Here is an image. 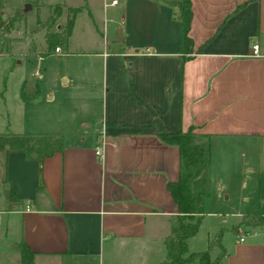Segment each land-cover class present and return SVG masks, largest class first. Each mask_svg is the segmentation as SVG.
<instances>
[{"label":"crops","instance_id":"1","mask_svg":"<svg viewBox=\"0 0 264 264\" xmlns=\"http://www.w3.org/2000/svg\"><path fill=\"white\" fill-rule=\"evenodd\" d=\"M108 2L101 3L104 42L98 52H88L100 57L104 68L99 120L77 132L39 120L28 133L63 136L62 149L39 163L18 151L0 152L1 189L10 186L15 195L10 201L1 193L5 234L28 247L30 264L162 260V239L176 213L165 183L177 175L178 155L175 146L157 139L155 121L166 131L191 126L206 135L198 140L208 146V184L237 189L231 199L223 195L226 204H235L229 213L236 217L233 224L245 204L264 201V0H189L191 50L184 54L176 50L174 5ZM57 4L55 19L67 8ZM70 33L66 52L58 46L55 55L67 53ZM252 43L256 56L249 54ZM86 76L79 89L82 104L88 97ZM239 228L233 225L234 236ZM254 228V235L240 242L235 236L222 246L219 264H264V219Z\"/></svg>","mask_w":264,"mask_h":264},{"label":"rangeland","instance_id":"2","mask_svg":"<svg viewBox=\"0 0 264 264\" xmlns=\"http://www.w3.org/2000/svg\"><path fill=\"white\" fill-rule=\"evenodd\" d=\"M26 3L29 7L23 10ZM55 3L75 7L74 21L67 53L57 56L52 48L48 57L43 35L46 31L57 30L54 27L56 23L61 27L66 13V9H63L60 18L52 24H44L49 7ZM101 3L102 0H0V21L4 23L9 20L11 24L8 30L0 26V133L33 132L41 119H51L63 129L77 132L92 128L99 120L104 68L100 57L88 52H98L104 42L101 35ZM111 35L110 32L106 33L108 43ZM61 50L66 52L65 48ZM36 68L38 75L35 77L32 71ZM83 74L87 75L84 84L88 90L84 104L79 100ZM22 79L25 95L32 93L34 79H37L38 90L32 99L23 101L19 98L18 89ZM83 123L89 127L85 128ZM215 183L209 185V198L204 201L203 208L207 213L200 216L195 232L185 239L189 251L203 250L211 242L209 254L214 255L217 251L216 236L221 246H228L235 238L233 225L238 224L240 230L246 228L239 222L233 224L236 217L229 213L235 212V204L230 206L223 200L226 193L229 199L233 197L237 190L234 184H227L223 188ZM1 187L0 209L4 207ZM4 225L5 217L0 213V264H20L16 243L11 242L13 235L5 234ZM45 262L48 263V260Z\"/></svg>","mask_w":264,"mask_h":264},{"label":"trees","instance_id":"3","mask_svg":"<svg viewBox=\"0 0 264 264\" xmlns=\"http://www.w3.org/2000/svg\"><path fill=\"white\" fill-rule=\"evenodd\" d=\"M175 6L174 18L178 24L177 52L189 53L191 40L187 35L190 19L189 0H160ZM60 5L55 3L49 7V13L44 24L54 22L60 13ZM75 7H67L64 23L54 31H46L43 35L45 54H49L55 46L65 47L66 38L70 33ZM5 30L11 28L10 21L2 23ZM183 59V57H182ZM24 79L20 82L18 96L23 101L32 99L38 90L36 82L33 83V91L25 95ZM156 137L164 144L176 147L178 155V170L174 180L165 183V189L175 205L176 213L170 218L167 233L162 239L164 255L158 264H219L224 254V249L215 238L217 251L213 256L209 254L211 242L203 250L189 251L185 246V239L192 235L198 225L200 216L205 213L203 205L209 194L207 168L209 153L206 135L196 134L189 126L183 131H166L155 121ZM61 133H28L5 132L0 133V152L18 151L25 159L40 160L62 149ZM4 198L15 200V195L10 186L2 190ZM264 214V201L253 200L245 204L239 217V223L245 226H257L261 224ZM15 249L20 264H30L32 252L22 241L15 242Z\"/></svg>","mask_w":264,"mask_h":264},{"label":"built area","instance_id":"4","mask_svg":"<svg viewBox=\"0 0 264 264\" xmlns=\"http://www.w3.org/2000/svg\"><path fill=\"white\" fill-rule=\"evenodd\" d=\"M115 2H116V0H109V2L107 4H113ZM53 50L55 52H57L59 50V48L57 46H55ZM249 50H250L249 54L251 56H256L257 55V45L255 43H252L250 45ZM32 75H34V76L38 75L37 68L33 69ZM102 144H103V134L101 132L99 134L97 144L94 146V149H93V153H94V155H96V157H99L101 155ZM24 208L26 209V206ZM238 215H240V214H238ZM262 218L264 219V214L262 215ZM256 232H257V230L254 228V226H252V227L248 226L245 229H243V230L239 231L238 233H236V235H235L236 236V240L240 242L246 236L254 235Z\"/></svg>","mask_w":264,"mask_h":264},{"label":"water","instance_id":"5","mask_svg":"<svg viewBox=\"0 0 264 264\" xmlns=\"http://www.w3.org/2000/svg\"><path fill=\"white\" fill-rule=\"evenodd\" d=\"M28 7H29V5L26 3V4L24 5L23 10L26 9V8H28Z\"/></svg>","mask_w":264,"mask_h":264}]
</instances>
